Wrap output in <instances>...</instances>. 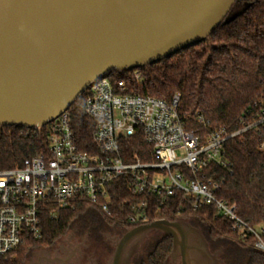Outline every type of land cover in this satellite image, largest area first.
Segmentation results:
<instances>
[{
    "label": "built area",
    "instance_id": "1",
    "mask_svg": "<svg viewBox=\"0 0 264 264\" xmlns=\"http://www.w3.org/2000/svg\"><path fill=\"white\" fill-rule=\"evenodd\" d=\"M108 74L83 92L85 113L95 120L92 136L99 153L80 149L68 109L47 124L46 152L19 167L0 168V257L13 256L28 237H41L43 219L62 209L87 204L109 215L117 180L118 189L133 197L124 203L132 210L125 221L131 228L165 220L151 218L153 212L213 205L234 230L242 237L252 234L256 248L264 250V229L250 227L234 205L217 198L221 185L211 173L217 165L230 166L225 157L229 139L264 127V102L255 105L256 112L250 109L252 121L238 131L222 127L202 136L187 128L178 95L166 101L129 92L124 81Z\"/></svg>",
    "mask_w": 264,
    "mask_h": 264
},
{
    "label": "trees",
    "instance_id": "2",
    "mask_svg": "<svg viewBox=\"0 0 264 264\" xmlns=\"http://www.w3.org/2000/svg\"><path fill=\"white\" fill-rule=\"evenodd\" d=\"M108 75L112 80L124 81L129 92L166 101L178 95L179 111L187 128L202 136L222 127L238 131L243 122L252 121L250 109L254 107L256 112L255 105L264 102V0H237L206 40L139 70H115ZM85 96L82 93L69 108L71 127L80 149L96 154L99 150L92 136L95 120L85 113ZM48 137V125L40 130L0 126V168L19 167L25 160L46 152ZM225 157L230 166L217 165L211 171L221 185L217 198L234 205L237 216L250 227L264 229V127L229 139ZM120 183L117 180L111 187L109 215L87 204L62 209L56 217L43 219L41 237H28L13 256L0 257V264H27L33 251L52 247L76 226L102 222L111 228H131L125 221L132 210L124 203L133 197L126 189H118ZM93 209L102 216H94ZM149 215L197 223L215 245L233 244L246 264H264V251L255 246L257 238L252 234L242 237L239 230L233 229V222L213 205L198 210L173 208ZM260 238L264 243V232ZM172 248L170 237L165 236L146 249L137 264H168Z\"/></svg>",
    "mask_w": 264,
    "mask_h": 264
},
{
    "label": "water",
    "instance_id": "3",
    "mask_svg": "<svg viewBox=\"0 0 264 264\" xmlns=\"http://www.w3.org/2000/svg\"><path fill=\"white\" fill-rule=\"evenodd\" d=\"M237 0H0V126L42 128L88 85L112 72L155 64L206 40ZM187 221L157 220L125 233L112 264L134 236L160 230L190 264ZM209 264L220 262L208 253Z\"/></svg>",
    "mask_w": 264,
    "mask_h": 264
},
{
    "label": "flooded vegetation",
    "instance_id": "4",
    "mask_svg": "<svg viewBox=\"0 0 264 264\" xmlns=\"http://www.w3.org/2000/svg\"><path fill=\"white\" fill-rule=\"evenodd\" d=\"M131 229L111 228L102 222L76 226L66 237L52 247L33 251L27 264H112L116 244ZM186 231L188 232V247L185 256L190 264H209V259L203 252L201 236L204 237L209 255L220 259L223 248L208 240L198 224L188 222ZM152 233L159 236L154 235L152 238L150 237ZM165 236L170 237L173 247L168 264H182V255L179 247H174L173 237L160 230H153L132 237L124 248V256H130V264H137L139 257L145 255V250ZM93 241H98L100 246L104 245V248L108 247L110 254H105L103 251L106 250H103L99 245V247L93 245ZM219 263L216 262L215 264Z\"/></svg>",
    "mask_w": 264,
    "mask_h": 264
},
{
    "label": "rangeland",
    "instance_id": "5",
    "mask_svg": "<svg viewBox=\"0 0 264 264\" xmlns=\"http://www.w3.org/2000/svg\"><path fill=\"white\" fill-rule=\"evenodd\" d=\"M134 71V70H133ZM93 214L94 216H96L97 218H100V216H102L100 214V212H98L96 209H93ZM101 223V222H100ZM197 224V223H196ZM105 225V224H104ZM106 226V225H105ZM198 226H200L198 224ZM201 227V226H200ZM202 228V227H201ZM119 229V228H118ZM107 230V229H106ZM203 232H205V228H202ZM155 235V233H152L150 235V237L153 238V236ZM156 237L159 235H155ZM94 242V241H93ZM227 243V242H226ZM100 243L98 241H95L93 245L98 246ZM221 248H223L224 250L221 251L220 253V263L219 264H246V259L244 258V256L242 254H240L238 252V249L233 246V244L231 243H227L226 245L224 244H218ZM100 246V245H99ZM98 246V247H99ZM110 246V245H109ZM103 250L105 254L109 255L110 253L108 252V247L104 248V245L100 246ZM111 247V246H110ZM112 248V247H111ZM264 251V250H262ZM109 257V256H108Z\"/></svg>",
    "mask_w": 264,
    "mask_h": 264
}]
</instances>
